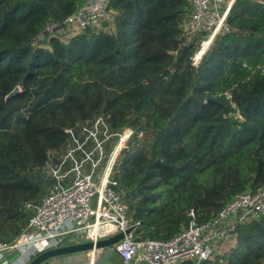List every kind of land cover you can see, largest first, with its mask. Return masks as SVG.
Segmentation results:
<instances>
[{
    "label": "trees",
    "instance_id": "obj_1",
    "mask_svg": "<svg viewBox=\"0 0 264 264\" xmlns=\"http://www.w3.org/2000/svg\"><path fill=\"white\" fill-rule=\"evenodd\" d=\"M82 3L0 0V244L27 227L25 203L49 187L35 172L66 150L67 129L99 115L134 130L115 178L143 239L170 240L191 212L206 222L263 189L264 0H236L198 66L184 0H110L109 28L35 43ZM217 244L202 264H264V215Z\"/></svg>",
    "mask_w": 264,
    "mask_h": 264
},
{
    "label": "built area",
    "instance_id": "obj_2",
    "mask_svg": "<svg viewBox=\"0 0 264 264\" xmlns=\"http://www.w3.org/2000/svg\"><path fill=\"white\" fill-rule=\"evenodd\" d=\"M184 1L190 9L181 28L189 40L198 39L192 57L193 65L198 66L226 31L236 0ZM109 2L83 0L73 14L60 23L48 24L42 34L51 32V37L68 41L85 30L101 29L109 15ZM67 133L66 150L51 156L44 169L51 180L46 193L38 203H25L32 212L27 227L12 243L0 244V264H9L7 254L18 260L29 247L38 254L64 240L96 242L121 233L124 238L114 249L122 257V264H202L212 255V244L229 241L239 225L264 215V188L256 193L245 191L209 221L199 222L191 212L189 227L170 240L143 239L140 224L133 223L114 174L134 130L113 131L109 117L99 115L70 127ZM131 227L134 229L126 233ZM100 253L88 252V264H96Z\"/></svg>",
    "mask_w": 264,
    "mask_h": 264
},
{
    "label": "water",
    "instance_id": "obj_3",
    "mask_svg": "<svg viewBox=\"0 0 264 264\" xmlns=\"http://www.w3.org/2000/svg\"><path fill=\"white\" fill-rule=\"evenodd\" d=\"M19 91L20 87H16L12 94ZM133 229L131 227L126 233ZM123 238L124 233L96 242L74 239L70 241L72 244H66L67 240H64L57 246L36 254L26 264H88V252L92 250L101 252L96 264H122V257L115 251L114 245Z\"/></svg>",
    "mask_w": 264,
    "mask_h": 264
},
{
    "label": "rangeland",
    "instance_id": "obj_4",
    "mask_svg": "<svg viewBox=\"0 0 264 264\" xmlns=\"http://www.w3.org/2000/svg\"><path fill=\"white\" fill-rule=\"evenodd\" d=\"M107 20V23L108 22H110L109 20H110V14L109 15H107V18H106ZM102 28L101 29H107V28H109L110 26H105L104 25V23H102V26H101ZM51 34H53V33H47V32H45L44 34H41L40 36H39V38H38V40L36 41V44H38V43H43L44 41H48L50 38H51ZM129 145V144H128ZM56 155H58V154H53L52 155V157H55ZM118 164V163H117ZM117 164H116V166H115V169H114V174H116L117 173ZM35 175H37V179L40 181V182H42V184H41V186L43 187V190H44V193H45V190H46V188L51 184V180L49 181V175L47 174V173H45V171L44 170H42V171H36L35 172ZM114 176V175H113ZM47 191V190H46ZM120 192H121V194H122V197L124 198V200L126 201V203H127V205L129 206V204H130V198L127 196V194H126V191L125 190H123V188L121 189L120 188ZM219 246H218V244H212V249H213V256H215L217 253H218V251H219V248H218ZM212 256V257H213Z\"/></svg>",
    "mask_w": 264,
    "mask_h": 264
},
{
    "label": "crops",
    "instance_id": "obj_5",
    "mask_svg": "<svg viewBox=\"0 0 264 264\" xmlns=\"http://www.w3.org/2000/svg\"><path fill=\"white\" fill-rule=\"evenodd\" d=\"M71 241V240H70ZM70 241H66V244H72ZM36 254H34L33 248H26L24 251V255L21 256L18 260H13L15 257L12 254H7V259L9 264H26L29 260H31Z\"/></svg>",
    "mask_w": 264,
    "mask_h": 264
}]
</instances>
